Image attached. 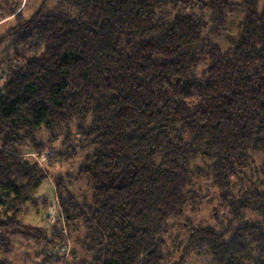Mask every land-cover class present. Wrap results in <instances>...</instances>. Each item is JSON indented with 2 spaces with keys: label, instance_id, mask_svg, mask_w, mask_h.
Masks as SVG:
<instances>
[{
  "label": "trees",
  "instance_id": "trees-1",
  "mask_svg": "<svg viewBox=\"0 0 264 264\" xmlns=\"http://www.w3.org/2000/svg\"><path fill=\"white\" fill-rule=\"evenodd\" d=\"M42 1L29 17L14 7L0 33V264H18L25 205L50 203L34 200L48 175L23 153L55 145L38 133L75 120L94 152L73 179L93 195L80 203L55 185L63 221L46 243L66 244L73 222L83 228L79 245L73 231L67 242L89 256L73 252L68 264H264V164L247 174L264 159V2ZM53 2L65 7L48 10ZM238 8L245 16L231 36L223 15ZM71 142H60L62 158ZM207 178L227 216L198 224L187 214ZM171 221L185 223L173 244Z\"/></svg>",
  "mask_w": 264,
  "mask_h": 264
},
{
  "label": "rangeland",
  "instance_id": "rangeland-1",
  "mask_svg": "<svg viewBox=\"0 0 264 264\" xmlns=\"http://www.w3.org/2000/svg\"><path fill=\"white\" fill-rule=\"evenodd\" d=\"M228 1L239 3L242 0ZM263 2L264 0H261V3ZM42 3V0H0V24L5 22L4 25H0V33H4L5 27L3 26H6V24L9 22L8 20L10 19L6 17L14 7L16 8L17 6L22 5L23 8H25V17H29ZM63 7L65 6H60L57 5L56 2H53V4H49L48 10L61 11ZM207 16L212 17L210 13H208ZM244 16L245 10L242 8H238L232 13L223 15V18L228 23V33L231 36L238 35L244 20ZM214 41L223 49L227 48L228 44L224 39L217 38ZM6 43L0 47V59L6 56L8 51L6 48L8 45ZM4 82L5 77L2 67L0 66V86H2ZM79 125L81 124L75 120L71 123L70 127L64 130L53 129L48 131L43 129L38 133L37 138L39 140L46 141L49 138L55 137L56 140L53 138L56 141L55 145L52 144V146H50L49 144L47 148L39 152L27 148L25 153H23L24 159H30L33 163L38 162L39 165L45 169V174L48 175V177L44 180L40 188L35 193L34 200L48 198L50 202H53L56 197L55 185L61 180L62 183H66L70 187V190L80 203H91L93 190L88 186L87 181L85 179H80L77 181L73 179V176L77 174L85 158L94 152V147L91 145H86V142L82 140V137L77 134V128ZM87 125L88 124L84 123V126ZM67 135H71L72 139V142L69 144V149L67 150L71 157H69V153H67L62 158L61 151L59 150L61 147L59 144L64 138L67 137ZM262 164H264L263 157H257L255 164L250 170L247 171V174L258 177V173L262 167ZM197 166L206 167V164L204 162H198ZM59 175H62L64 179H60ZM195 188L194 189L200 198V204L198 205L197 211H188L187 217L195 220L198 224H215L218 223V218L220 221L226 219L227 211L220 205L217 190L213 187L211 179L207 178L203 181L197 182V186ZM22 213L24 216H27L23 222L27 228L17 232L16 236L14 237L15 241L17 238V244L15 242L14 252L17 254V256L15 255L14 260L18 264H68V262L71 260L73 252H77V259H84L89 256L85 251V253L83 251L81 252V249L78 251L76 249L78 247L74 245H79L78 241L85 235V231L81 227L74 231L76 228L74 225L75 222H73L70 227L67 226L68 229L66 231H62V234L66 240V244H57V246L53 247L52 249L50 247H45L47 240L53 231L51 225L48 224L47 209L42 207L34 208L27 204L25 205ZM184 224L180 221L170 222V236L168 237L170 244H173L178 237L177 235L184 230ZM34 228H40L41 230L45 231V233L43 232V234H39L40 230L36 231ZM66 232L69 234V239L71 232V239L74 244H69L70 242H67L69 239ZM36 239L37 243L35 242ZM40 250H42L41 253L39 252ZM56 259L59 260V263H56ZM34 260L36 261L34 262ZM204 262V258L197 256L193 257L188 264H204Z\"/></svg>",
  "mask_w": 264,
  "mask_h": 264
},
{
  "label": "built area",
  "instance_id": "built-area-1",
  "mask_svg": "<svg viewBox=\"0 0 264 264\" xmlns=\"http://www.w3.org/2000/svg\"><path fill=\"white\" fill-rule=\"evenodd\" d=\"M47 211H48L47 220L49 225H55L58 219L61 220L63 219L62 209L57 196L55 197V200L53 202L49 203L47 207Z\"/></svg>",
  "mask_w": 264,
  "mask_h": 264
},
{
  "label": "crops",
  "instance_id": "crops-1",
  "mask_svg": "<svg viewBox=\"0 0 264 264\" xmlns=\"http://www.w3.org/2000/svg\"><path fill=\"white\" fill-rule=\"evenodd\" d=\"M70 189V188H69ZM73 193V192H72ZM42 199V198H41ZM22 220H23V222H24V219L27 217V216H24L23 215V213H22ZM24 224V223H23ZM34 229H38V230H41L40 228H34ZM17 234V233H16ZM16 241H17V238H16ZM17 243V242H16ZM70 244V243H69ZM46 247V246H45ZM41 251L42 250H40L39 252L41 253ZM15 255L17 256V254L16 253H14V256H13V258L15 259ZM64 257H65V253H64ZM36 260H34V262H35ZM67 262V261H66Z\"/></svg>",
  "mask_w": 264,
  "mask_h": 264
}]
</instances>
